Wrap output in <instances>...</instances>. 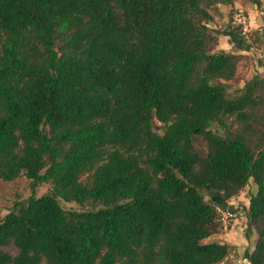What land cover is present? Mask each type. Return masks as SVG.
Listing matches in <instances>:
<instances>
[{
    "label": "trees",
    "instance_id": "trees-1",
    "mask_svg": "<svg viewBox=\"0 0 264 264\" xmlns=\"http://www.w3.org/2000/svg\"><path fill=\"white\" fill-rule=\"evenodd\" d=\"M237 1L0 0V181L34 183L0 218V264H222L205 195L251 180L264 264V76L233 89L244 56L208 26Z\"/></svg>",
    "mask_w": 264,
    "mask_h": 264
},
{
    "label": "crops",
    "instance_id": "crops-1",
    "mask_svg": "<svg viewBox=\"0 0 264 264\" xmlns=\"http://www.w3.org/2000/svg\"><path fill=\"white\" fill-rule=\"evenodd\" d=\"M233 11H242L246 14L251 30L249 39L245 36L243 40H236L232 36L229 29L230 9L225 6L219 7L220 14L215 16L214 21L208 26L218 34L216 47L218 52L235 51L245 57L243 64L238 67L240 76L238 86L241 89L245 82L264 76V0H260L259 5L238 0ZM235 43L240 50L234 47ZM248 188H250V192L255 191L251 184L246 187V189ZM245 190L226 202L215 195H208V201L222 205L224 208L232 210L236 215L234 226L230 232L223 236L219 233L210 238L230 246L229 256L222 264H250L247 260V254L253 249L257 241V234L247 221L249 193L245 196Z\"/></svg>",
    "mask_w": 264,
    "mask_h": 264
},
{
    "label": "rangeland",
    "instance_id": "rangeland-1",
    "mask_svg": "<svg viewBox=\"0 0 264 264\" xmlns=\"http://www.w3.org/2000/svg\"><path fill=\"white\" fill-rule=\"evenodd\" d=\"M244 59H245V57L243 58V60ZM243 60L241 61L240 65L243 64V62H244ZM232 86H233V89L239 90L238 82H233ZM153 130L157 133H162L164 131V127L162 124L155 121L154 125H153ZM249 184H251V186H253V188L256 190V186L252 180L250 181ZM33 185H34V183L31 182L30 180H28L27 178H25L24 176H21L20 178L14 180V181H11V182L0 181V218L5 216L10 211V209L12 208V206L15 202H19V203L25 202L26 199L31 194H33L32 193ZM49 190H50V185L40 184V185H37L35 187L34 195L36 197H40V196L46 194ZM244 192H245V196H247V194L250 193V188L246 189ZM205 199H206V201H208V199H209L208 196L205 195ZM61 205L65 209L77 208V206L73 203L61 202ZM237 219H238V217H237ZM235 220H236V218H235ZM235 220H234V223H235ZM234 223H233V226H234ZM233 226H232V228H233ZM231 229L228 232H230ZM228 232L220 233V234H222V236H223L224 234H227ZM219 239H221V238H219ZM212 241H218V240L212 239Z\"/></svg>",
    "mask_w": 264,
    "mask_h": 264
},
{
    "label": "built area",
    "instance_id": "built-area-1",
    "mask_svg": "<svg viewBox=\"0 0 264 264\" xmlns=\"http://www.w3.org/2000/svg\"><path fill=\"white\" fill-rule=\"evenodd\" d=\"M230 26L241 31L242 35L248 36L251 33L249 21L242 11H234L230 17ZM220 233L228 232L234 223L236 215L229 209H219Z\"/></svg>",
    "mask_w": 264,
    "mask_h": 264
}]
</instances>
